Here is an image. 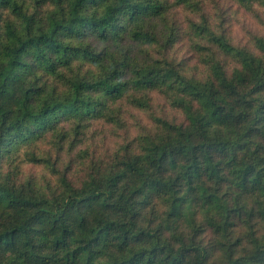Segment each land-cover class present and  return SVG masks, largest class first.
Listing matches in <instances>:
<instances>
[{
  "label": "trees",
  "instance_id": "1",
  "mask_svg": "<svg viewBox=\"0 0 264 264\" xmlns=\"http://www.w3.org/2000/svg\"><path fill=\"white\" fill-rule=\"evenodd\" d=\"M201 4L0 0V264H264V34L238 46L203 17L188 32L197 64L170 58L168 15ZM155 94L177 117L151 114L79 185L55 165L49 194L4 175L24 147L124 121V103L149 113Z\"/></svg>",
  "mask_w": 264,
  "mask_h": 264
},
{
  "label": "rangeland",
  "instance_id": "2",
  "mask_svg": "<svg viewBox=\"0 0 264 264\" xmlns=\"http://www.w3.org/2000/svg\"><path fill=\"white\" fill-rule=\"evenodd\" d=\"M200 1L202 2L201 12L178 8L173 9L168 15V24L165 27H174L176 34H178L174 50L170 51V54L168 52L169 57L178 60L183 57L186 59L192 58L190 63L197 64L198 56L190 45L192 38L188 32H191V22L199 23V20H202L203 17L218 32L225 31L233 43L238 46L246 45L248 37L252 34H264V18L258 17V15L263 14L264 8L254 6L251 12L244 7H240L235 0ZM44 11L46 12V9ZM168 32L169 30H164L165 34H168ZM90 41L97 49L104 47L101 42ZM140 51L141 49L135 50V54L139 58H144L145 54L143 55ZM158 51L157 48L151 49V56L159 57ZM203 72V69H200L198 75ZM153 98V110L149 113L136 110L129 104L124 103V105H119L122 106L123 114L121 117L124 121L115 122V124H109L105 121L94 122L92 127H89L85 138L79 137L76 142L72 143L69 141L70 139H67L62 143L61 138L48 136L44 141H37L33 148L24 147L19 153L13 155L11 162L6 161L3 165L4 175L13 171L19 184L26 185L28 181H31L33 187L49 194L51 187H56L59 183L58 173L51 168V165H55L54 169L62 174L66 173L75 184L79 185L86 177L93 161L98 163L106 158L110 161L118 152L122 153L127 144H133L135 138L151 130L153 127L150 121L151 114L155 117H175V115L177 117V114L170 110L161 96L155 94ZM65 127L68 129L70 127L69 123ZM69 133L72 136L75 135L73 130ZM32 152L44 159L45 162L40 164L31 162L29 159ZM211 235L206 232L205 240L209 241Z\"/></svg>",
  "mask_w": 264,
  "mask_h": 264
}]
</instances>
